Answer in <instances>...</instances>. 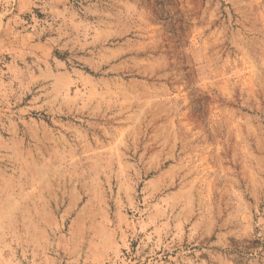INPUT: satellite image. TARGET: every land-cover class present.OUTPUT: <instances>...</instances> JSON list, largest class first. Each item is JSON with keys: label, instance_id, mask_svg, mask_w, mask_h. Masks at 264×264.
Here are the masks:
<instances>
[{"label": "rangeland", "instance_id": "obj_1", "mask_svg": "<svg viewBox=\"0 0 264 264\" xmlns=\"http://www.w3.org/2000/svg\"><path fill=\"white\" fill-rule=\"evenodd\" d=\"M0 264H264V0H0Z\"/></svg>", "mask_w": 264, "mask_h": 264}]
</instances>
